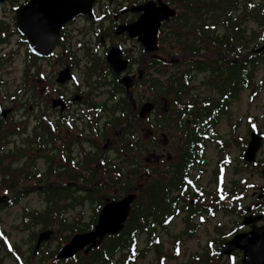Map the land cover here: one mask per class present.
I'll list each match as a JSON object with an SVG mask.
<instances>
[{
  "label": "flooded vegetation",
  "instance_id": "af4514ba",
  "mask_svg": "<svg viewBox=\"0 0 264 264\" xmlns=\"http://www.w3.org/2000/svg\"><path fill=\"white\" fill-rule=\"evenodd\" d=\"M27 1L12 7L18 39L32 57L18 93L25 92L20 103L33 111L34 129L26 144L36 158L47 161L43 171L35 163L19 167L48 172L50 188L65 187L58 202L96 204V219L107 203L135 194L129 213L133 219L141 205L149 208L156 194L152 191L159 189L162 212L154 209L145 216L151 229L146 233L149 247H160L159 231L178 239L193 235L199 230L197 221H208L216 210L241 219L221 243L261 224L264 196L259 198V188L264 180L252 192L250 204L243 203L246 193L238 202L231 192L215 196V183L233 162L231 144L237 146L219 133L223 123H228L229 136L240 132L234 139L240 143L235 171L239 164L257 167L263 162L258 158L264 131L256 127L254 116L249 120L242 113L238 122L231 119L233 100L248 88L252 95L259 90L254 79L264 55L253 49L263 41V0H217L224 5L196 0L193 6L188 0H81L83 5L67 17L52 48L42 55L30 51L16 27L15 10ZM147 2L155 7L164 3L175 12L161 21L154 43L151 17L149 23H140L143 16L146 20ZM233 66L238 68L234 82ZM2 112L0 102V164L5 153ZM252 133L261 135L262 146L248 162L243 153ZM37 183L22 187L45 182ZM245 218L250 223L243 226ZM240 227L246 229L235 232ZM211 233L205 264H215L211 256L221 244L216 248L214 226ZM174 246L175 239L178 255ZM235 253L239 251L224 258L233 260Z\"/></svg>",
  "mask_w": 264,
  "mask_h": 264
},
{
  "label": "rangeland",
  "instance_id": "374dc122",
  "mask_svg": "<svg viewBox=\"0 0 264 264\" xmlns=\"http://www.w3.org/2000/svg\"><path fill=\"white\" fill-rule=\"evenodd\" d=\"M23 2L24 0H9L7 3L3 2L0 4V21H3V19L5 20L4 30L3 28L0 29V33L3 32V34H0V81H2L0 102L3 103V108L9 110L6 120L11 123L10 126L14 131L3 140V150L6 156L3 157L2 163L0 164V181L3 178V167L10 166V169H13V167L20 166L25 162L24 167L26 169H28L31 164L35 163L40 170L43 171L47 161L45 158H36L28 148L30 144H26V138L31 136L34 129V124L31 119L33 111L28 110L27 107H23L20 103L23 100L21 95L25 92L18 93V87L22 82L23 69L32 62L31 54L29 55L28 52L26 53L25 43L18 39L14 25V11L12 7L15 8L18 4L20 5ZM255 77L254 84L259 87V90L252 95L248 88L241 94L238 100H233L231 119L232 122H238V116L242 113L243 115L246 114V116L250 115L249 120L254 116V124L264 131V64L262 68L257 71ZM256 80L258 83H256ZM261 81L262 86H260ZM25 101H29L28 98H25ZM245 126L246 124L242 130H244ZM219 133L224 139H230V143L233 141L237 146H240V143L234 140L235 138L237 139L240 132L236 131L233 137L231 135L229 136L230 133L227 122L220 126ZM237 146H232L231 144L230 154L233 158V162L230 168L220 175L219 182L215 183V196L223 198L224 192L226 194L227 192H231V197L235 198L238 202L246 193V198L243 199V203L247 202V204H250L252 192L263 182L261 174L262 167H260L263 162L258 161L257 165L259 166L257 167L239 164V168L237 167L238 171H235L234 168L239 154ZM22 147L28 149L24 148L23 151H20ZM261 149L263 152L260 154L259 160H262L264 154V144ZM12 153L13 155H11ZM220 157L221 156H217L216 160ZM18 179L20 183H25L24 175H20ZM31 182L32 181H28L26 183ZM213 186L211 188H213ZM18 189L19 186L15 188L14 192ZM220 189L223 190L222 193H217ZM1 190L3 191V188ZM2 191H0V195L3 194ZM77 202H79V200L74 199L69 203L65 201L59 202L60 207H63L60 209L62 211L61 218H59V216L56 217V219L52 221V224L47 226L55 232L54 237L43 245L42 251L45 254L49 250L52 251L56 249L58 244H62L64 237L67 236L71 229L69 227L67 229L68 224L71 225L72 228L78 230H84L91 224L95 214L94 209L96 208V204L84 202L80 205H75ZM0 205V225L3 231L9 235L10 242L18 245L19 252L21 251L23 253L24 258L31 257V247L34 243V237L44 228L43 225L39 224L34 218H31L29 213L32 211L42 212L46 209V193L39 192L36 189H29L25 194L21 195L17 201ZM243 205L244 204L241 206ZM236 206L237 208L241 207L239 204H236ZM232 207L229 206L230 209H232ZM60 219L62 220V224L59 222ZM196 221L197 220H195V222ZM240 222L241 219L237 214L223 213L216 210L214 216L208 221L204 223H200V220L197 221L199 230L194 232L191 236L178 239V237H172L171 233L165 235L159 231V248H155L154 246L149 247L146 234L137 230L134 232L136 248L140 250L141 253L138 255L135 264H190V261L191 264H205L202 263V258L206 256L207 252L204 248L208 237L212 236L211 231L213 230V226L215 228V245L216 248H218L222 241L228 239L225 238L227 234L231 233L233 227ZM176 223L180 224V222ZM256 224L259 225L260 221ZM245 229V227H240L237 228L235 232ZM171 232L174 234V232H177V229L174 228ZM174 239L176 245L174 247H179L178 255L175 254L177 249L173 248ZM235 254L233 260L225 259L224 256L217 257L215 255L211 256V258L213 257L212 259L215 260V264H237L242 255L240 251ZM2 255L3 264H14L13 260L6 255V252L0 249V258Z\"/></svg>",
  "mask_w": 264,
  "mask_h": 264
},
{
  "label": "water",
  "instance_id": "95a60500",
  "mask_svg": "<svg viewBox=\"0 0 264 264\" xmlns=\"http://www.w3.org/2000/svg\"><path fill=\"white\" fill-rule=\"evenodd\" d=\"M81 5H83L81 0H30L26 5L17 9V27L27 37L29 46L34 52L48 53V50L53 46L60 26L68 19L67 17L76 13ZM145 6L146 20L143 16L140 23L141 25H144L145 21L149 23L151 17L152 43H154L160 21L174 14V11L163 3H160L159 7H155L154 3L148 2ZM263 49L264 45L257 51ZM259 146L260 137H252L249 148L245 152L248 159H252ZM261 191H264V188H261ZM134 197L133 194H130L119 201L107 203L99 214L94 228L88 232L75 234L59 250L56 258L73 257L76 252L83 250L86 246L88 247L84 252L87 253L92 248L100 245L106 234L119 233L126 221L130 203ZM8 199V196H1L0 203ZM249 221L245 219L243 224H247ZM51 234L52 231L45 230L38 235L34 252L41 242L50 238ZM249 234L251 236H248ZM235 248L243 250L242 264H264V224L260 227H253L247 234H237L230 241L223 243L217 254H229Z\"/></svg>",
  "mask_w": 264,
  "mask_h": 264
},
{
  "label": "trees",
  "instance_id": "16d2710c",
  "mask_svg": "<svg viewBox=\"0 0 264 264\" xmlns=\"http://www.w3.org/2000/svg\"><path fill=\"white\" fill-rule=\"evenodd\" d=\"M202 1V0H200ZM213 4H220L224 5V1H220L217 3V0H212ZM188 2L193 6L197 3L196 0H188ZM200 4V3H199ZM264 5V0H263ZM263 23V35H264V17L262 19ZM238 72V68H235L233 66L232 72H231V80L232 82L235 81V76ZM251 71H248V80H250ZM14 132L10 125L6 123V121L3 119V139L10 133ZM14 153V152H13ZM13 153L11 155H13ZM6 156L3 154V157ZM24 173L28 175V173H33V171H26L23 168L19 166L13 167V169H10L9 167H3V179L0 181V191L3 188V194L5 193H12L15 190V187L19 185L18 178L20 175ZM48 174V172H46ZM3 185V186H2ZM44 192H46V209L42 212L39 211H32L29 213L31 218H35L39 224L43 225V227H47L52 224V221L54 218L52 217L53 212L57 211L60 208L58 199L65 196V193L67 192V189L65 187H59V188H43ZM160 190L155 189L152 191V193H156L153 197L154 202L147 204L149 206L146 207L145 205H141V207L136 209V217L132 219L130 222V226L127 227V230L122 233H120L118 236L113 237L110 239V241L103 245V247H98L95 250H93L88 255L80 256L78 259L75 260V262H67L62 263L55 261L53 259V255L55 251H47V254H45L42 250L38 253V260L30 262L27 258H24L23 261L17 259L18 255H20L22 258L23 253L19 252L18 245L15 244H9L4 241L6 239V235H4L3 232V250L7 253V255L11 256L14 264H107L108 262H111L113 260V255L115 252L121 253L119 257L120 264H130V261H133L139 251L136 249L135 244V234L134 232L136 230L143 231L145 233H151L150 224L148 219L145 217L146 214L149 212H153L152 210L155 209L156 213L160 215L162 212V203L158 200V198H161V195L159 194ZM151 206V207H150ZM58 208V209H56ZM154 213V212H153ZM61 221V220H60ZM62 224V223H61ZM70 228V226H68ZM67 227V229H68ZM74 229H70V232L67 234V236L64 237L65 240H67L70 236L71 232H74ZM0 264H3L2 259L0 258Z\"/></svg>",
  "mask_w": 264,
  "mask_h": 264
}]
</instances>
